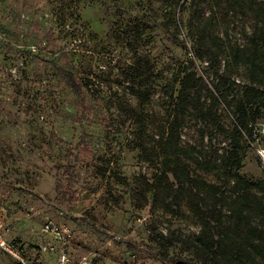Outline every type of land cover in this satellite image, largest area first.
<instances>
[{
    "label": "rangeland",
    "instance_id": "obj_1",
    "mask_svg": "<svg viewBox=\"0 0 264 264\" xmlns=\"http://www.w3.org/2000/svg\"><path fill=\"white\" fill-rule=\"evenodd\" d=\"M198 2L190 23L188 5L166 12L161 0H0V239L56 244L43 231L50 220L69 232L81 264H204L185 242L200 224L184 199L164 208L149 189L170 109L164 83L187 60L212 88L191 36L205 30L222 68L224 42L243 44L254 21L227 0ZM53 61L86 82L95 116L73 119L76 96ZM211 100L212 117L187 116L181 142L196 147L199 164L189 167L214 181L235 119L231 105ZM241 133L238 171L264 177V120ZM41 254L54 264V251ZM0 264H15L1 248Z\"/></svg>",
    "mask_w": 264,
    "mask_h": 264
},
{
    "label": "trees",
    "instance_id": "obj_2",
    "mask_svg": "<svg viewBox=\"0 0 264 264\" xmlns=\"http://www.w3.org/2000/svg\"><path fill=\"white\" fill-rule=\"evenodd\" d=\"M161 1L166 12L174 10L178 3L179 6L188 5L190 23L199 13L198 0ZM227 1L232 10L238 9L247 17L253 14V26L246 31L243 44L230 37L224 42L222 68L219 54L204 36L205 30L200 33L202 35L191 36L197 55L206 58L212 70V88L202 83V78L196 75L187 60L172 81L164 83V90L170 97V109L157 132L159 165L152 174L149 189L153 200H160L164 208L169 207L167 199H184L186 207L200 224L197 232L186 235L185 242L202 263L264 264V177L251 179L241 174L238 169L242 157L234 147L242 130L251 134L254 125L264 120V1ZM163 28L170 33L165 24ZM53 63L58 77L76 96L77 111L73 119L82 122L85 117L95 116L97 110L92 109L86 82L71 67ZM202 88L207 94L201 100L199 92ZM135 93L139 97L138 92ZM210 98H219L231 105L235 119L231 138L235 140L234 145L230 142L228 147L221 146L214 181L205 179L189 167L187 160L199 164L194 155L196 147L181 142V129L187 116L194 114L203 123L212 117L213 101ZM219 127L226 131L222 124ZM143 159L150 158L145 156ZM161 181L169 183V187L161 185ZM159 191L164 195L159 196Z\"/></svg>",
    "mask_w": 264,
    "mask_h": 264
},
{
    "label": "built area",
    "instance_id": "obj_3",
    "mask_svg": "<svg viewBox=\"0 0 264 264\" xmlns=\"http://www.w3.org/2000/svg\"><path fill=\"white\" fill-rule=\"evenodd\" d=\"M259 153L264 156V147L260 148ZM43 231L52 235L56 244L47 241L45 244H35L29 246L22 240L6 241L0 239V248L10 254L15 264H42L41 256L44 250H51L56 253L54 264H81L85 261H76L71 257L68 243L69 232L54 222L47 220L43 225ZM85 260V258H84Z\"/></svg>",
    "mask_w": 264,
    "mask_h": 264
},
{
    "label": "crops",
    "instance_id": "obj_4",
    "mask_svg": "<svg viewBox=\"0 0 264 264\" xmlns=\"http://www.w3.org/2000/svg\"><path fill=\"white\" fill-rule=\"evenodd\" d=\"M54 261V260H53ZM52 261V263H53ZM41 262L42 264H50L51 262L47 260L46 256H41Z\"/></svg>",
    "mask_w": 264,
    "mask_h": 264
}]
</instances>
